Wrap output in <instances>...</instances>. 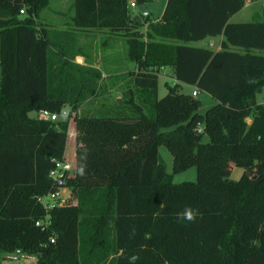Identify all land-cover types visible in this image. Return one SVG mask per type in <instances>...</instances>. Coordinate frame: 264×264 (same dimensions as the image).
Here are the masks:
<instances>
[{
	"label": "trees",
	"instance_id": "16d2710c",
	"mask_svg": "<svg viewBox=\"0 0 264 264\" xmlns=\"http://www.w3.org/2000/svg\"><path fill=\"white\" fill-rule=\"evenodd\" d=\"M128 2L74 0V24L124 30L136 64L115 100L121 111L90 115L78 109L102 71L72 66L54 48L56 31L37 21L49 0H0V260L20 247L39 264H264V53L253 51L264 49V18L231 21L245 0H166L158 19L138 11L139 21ZM219 34V49L191 44ZM164 65L177 82L159 97ZM178 82L216 102L198 112ZM65 104V118L28 114ZM160 144L173 172L195 165L196 179L174 182ZM51 156L71 162L65 183L76 203L51 209L42 229L36 196L51 187ZM233 165L243 168L237 179Z\"/></svg>",
	"mask_w": 264,
	"mask_h": 264
},
{
	"label": "rangeland",
	"instance_id": "374dc122",
	"mask_svg": "<svg viewBox=\"0 0 264 264\" xmlns=\"http://www.w3.org/2000/svg\"><path fill=\"white\" fill-rule=\"evenodd\" d=\"M129 1V0H128ZM74 2L71 0H65L63 3V0H49V4L44 7L38 17L37 21L40 22L42 25H59L61 22H63V10L66 11V13L70 12V9H72ZM129 3V2H128ZM166 0H146L145 4L155 14H159L162 12L164 6H165ZM131 10V11H130ZM23 13V12H22ZM134 9L129 8V15H134ZM153 13V14H154ZM23 15V14H22ZM262 15H264V0H245V5L238 10L236 13L231 15L230 20L231 21H246L256 18H261ZM136 17L139 21H142L143 18L141 16H138L136 14ZM148 25L146 22H143L142 25H140L138 28V31L140 33H144V31L147 29ZM58 30H56V29ZM53 28L56 32V34H53L54 38L61 42V44L54 45V48L56 50H59L58 53H64L66 52L63 48L65 45L63 43V30H60V27ZM137 28H134L137 30ZM71 32L68 35H71ZM102 37L98 38L97 41L94 39H89V44H84V48L87 49V53L91 54L92 50L90 49L93 46H98V42H100ZM71 39V38H70ZM73 39V37H72ZM56 41L57 43H59ZM70 43V41L68 42ZM127 43V42H126ZM75 43L68 46L69 48L74 47ZM100 45V44H99ZM101 46V45H100ZM120 47L124 49V44L121 43ZM254 52H260L264 53V49H258L253 48ZM58 53L56 55H58ZM66 54V53H64ZM103 61L106 60V58L103 56L100 57ZM89 60V59H88ZM132 67L130 69H135L136 64L132 60ZM129 69V70H130ZM131 70V71H132ZM101 71H108L107 68H103ZM130 71V73H131ZM128 73V75L119 77V76H113V75H102V77L99 80V85L95 91L94 94L88 95L82 102L78 109V113L82 114H90V115H103V114H112V113H118L120 110V107L116 105L115 100H121L123 96H125V93L127 91V88L132 85V75ZM120 80V83H122L119 86H116L115 83ZM175 80L173 78L166 76L165 74L159 73L158 74V85H157V93L158 96H162L167 92V83L173 84ZM178 90L185 93H191L192 86L188 83H180L178 84ZM198 93L196 97L200 104L198 107V112L203 113L209 106H211L213 103L216 102L215 98L212 97L210 93L207 91L197 88ZM257 100L261 101L264 100V87L263 90L260 91L257 94ZM69 104H65L62 109L66 111V114L60 113L58 115V118H65L68 114L69 110ZM30 115L37 116V112L35 110L30 111ZM247 121L248 118L246 117ZM70 124H72V120L70 119ZM202 140L206 141L208 140V136L206 134H203ZM66 151L68 154L73 152V144H71V140H68ZM159 155L161 159L163 160L165 164L166 171L172 174V180L174 182H180L183 180H195L196 179V166L190 165L189 167L182 169L177 172H173L172 170V154L169 151V149L164 145H159ZM243 168L240 166H232L230 177L237 179L240 174L242 173ZM66 200L68 199V194L65 193Z\"/></svg>",
	"mask_w": 264,
	"mask_h": 264
},
{
	"label": "crops",
	"instance_id": "0c3cea01",
	"mask_svg": "<svg viewBox=\"0 0 264 264\" xmlns=\"http://www.w3.org/2000/svg\"><path fill=\"white\" fill-rule=\"evenodd\" d=\"M64 1L65 0H63V3ZM71 1L74 2V0H71ZM252 1H257V0H252ZM144 6L147 9V12L151 13L150 15L152 19H158L163 12L162 10L161 13L155 14L153 10H151V8L147 6V4L144 3ZM135 13L138 15L137 12ZM73 15H74V5L72 9H70L69 13H66V11L63 10V22H61L59 25H49V24L45 25L49 29L60 27L61 28L60 30H63V43L65 45L63 48L66 51L64 53H66L65 57L71 61L72 66L93 65V66L100 68L101 70H103V68H107L108 71H102L103 76L109 75V74L115 77L116 76L122 77V76L128 75V73H130V71L132 70L130 69L132 67V62H131L132 60L130 59L127 53V43H126L125 31L124 30L110 31L106 27L104 28L90 27L87 29H80L74 24V21L72 18ZM138 16H141V15H138ZM261 18H264V15H262ZM261 18H256V19H261ZM71 30H72L71 35H68L71 32ZM100 37L102 38L100 42H98V46L91 47L90 49L92 50V53L88 54L87 49L83 47L84 44H89L88 40L91 38L94 39V42H95V40L97 41V39ZM86 38H89V39L86 40ZM221 38H222V34L215 35V36H207L201 40L192 41L191 44L204 45L212 49H219ZM69 41L70 43H68ZM73 43H75L73 45L74 47L69 48L68 46H70ZM121 43L124 44V49L120 47ZM103 55L106 58L105 61H103L100 58ZM59 59L60 57L56 56V57H53L52 60H59ZM159 69H160L159 73L165 74L166 76L173 78V80H175L174 82H177V80L173 77V73H172L170 66L164 65V66H161ZM178 83L180 84V83H185V82H178ZM121 84L122 83H120V80H118L117 83H115L116 86H119ZM190 85L192 86V90L193 89L197 90L196 86L192 84ZM192 90H191V93H192ZM197 93H198V90H197ZM30 111L28 112L29 115H30ZM35 111L37 112V116L35 117H39L38 110H35ZM247 118H248V122H250L251 117L247 116ZM158 149H159V146H158ZM65 193L68 194V199L75 198L70 188H67Z\"/></svg>",
	"mask_w": 264,
	"mask_h": 264
},
{
	"label": "built area",
	"instance_id": "2783aa9c",
	"mask_svg": "<svg viewBox=\"0 0 264 264\" xmlns=\"http://www.w3.org/2000/svg\"><path fill=\"white\" fill-rule=\"evenodd\" d=\"M129 7L136 10V3L134 0H129ZM24 11V7L20 8V13ZM197 90H192V95H196ZM66 114L64 109L58 111H51L47 108H39L38 116L43 119L55 120L58 118V115ZM197 128L200 130L201 124L197 125ZM50 159L53 161L52 167L48 171V178L51 182V187L44 193L38 194L36 200L43 206L45 214L35 219V224L40 226L42 229L48 227L50 224V210L56 206L63 205L66 202L76 203V199L72 198L66 200L65 191L69 188L65 181L69 172L72 171V164L66 158H57L51 156ZM51 242L54 241V236L49 238ZM45 245V244H44ZM39 254L37 252L26 251L20 247H16L11 250L4 251L1 254L0 264H39Z\"/></svg>",
	"mask_w": 264,
	"mask_h": 264
},
{
	"label": "clouds",
	"instance_id": "9594fccd",
	"mask_svg": "<svg viewBox=\"0 0 264 264\" xmlns=\"http://www.w3.org/2000/svg\"><path fill=\"white\" fill-rule=\"evenodd\" d=\"M179 215L183 219H187L188 221H192L195 218V214H194V212L191 209H185L184 212L180 213Z\"/></svg>",
	"mask_w": 264,
	"mask_h": 264
},
{
	"label": "water",
	"instance_id": "95a60500",
	"mask_svg": "<svg viewBox=\"0 0 264 264\" xmlns=\"http://www.w3.org/2000/svg\"><path fill=\"white\" fill-rule=\"evenodd\" d=\"M136 10L143 13V14H146L147 13V9L145 8L144 4L143 3H137L136 4ZM258 91L260 92L261 89L259 88Z\"/></svg>",
	"mask_w": 264,
	"mask_h": 264
}]
</instances>
